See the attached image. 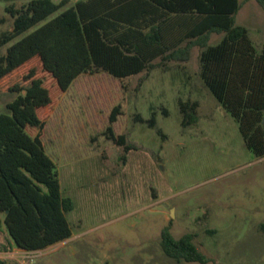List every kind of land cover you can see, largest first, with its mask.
<instances>
[{
  "label": "rangeland",
  "instance_id": "obj_1",
  "mask_svg": "<svg viewBox=\"0 0 264 264\" xmlns=\"http://www.w3.org/2000/svg\"><path fill=\"white\" fill-rule=\"evenodd\" d=\"M27 1L0 0V33L12 25L5 6ZM238 1L235 24L259 49L264 11L255 0ZM22 35L1 46L0 55ZM222 36L211 33L209 45ZM200 51L194 46L186 62L156 59L151 71L122 79L81 74L63 93L38 61L31 63L51 99L40 109L42 142L60 191L72 202L65 212L71 235L27 251L1 229L0 258L10 264H264V156L245 146L237 122L203 83ZM17 94L0 92V112ZM179 99L198 101L195 123L181 125ZM117 104L121 113L113 132L125 136L128 150L104 134ZM164 226L175 238L191 233L211 261L166 256L160 245Z\"/></svg>",
  "mask_w": 264,
  "mask_h": 264
},
{
  "label": "trees",
  "instance_id": "obj_2",
  "mask_svg": "<svg viewBox=\"0 0 264 264\" xmlns=\"http://www.w3.org/2000/svg\"><path fill=\"white\" fill-rule=\"evenodd\" d=\"M255 1L264 11V0ZM66 2L7 4L12 25L0 33V47L25 33L0 55V92L18 93L0 112V228L27 251L70 237L65 212L72 208L44 150L40 109L51 99L30 66L34 61L63 93L81 74L105 72L122 79L151 71L156 59L186 62L198 46L203 83L237 122L245 146L264 156V40L257 49L247 29L235 24L238 0H77L50 17ZM211 33L223 36L209 45ZM198 105L197 100H178L182 126L197 121ZM120 113L117 104L104 134L128 150L125 136L113 132ZM136 118L142 120L139 114ZM154 124L152 114L149 125ZM259 229L264 233V223ZM160 238L164 254L176 261H211L191 233L175 238L164 226ZM0 264L10 263L0 258Z\"/></svg>",
  "mask_w": 264,
  "mask_h": 264
},
{
  "label": "crops",
  "instance_id": "obj_3",
  "mask_svg": "<svg viewBox=\"0 0 264 264\" xmlns=\"http://www.w3.org/2000/svg\"><path fill=\"white\" fill-rule=\"evenodd\" d=\"M1 229L5 231V229H4V227H3V226H1V228H0V231H1Z\"/></svg>",
  "mask_w": 264,
  "mask_h": 264
}]
</instances>
